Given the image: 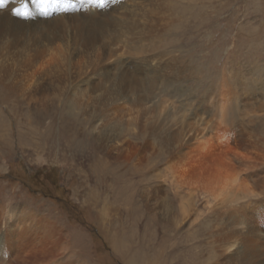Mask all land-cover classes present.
Here are the masks:
<instances>
[{"label": "rangeland", "instance_id": "1", "mask_svg": "<svg viewBox=\"0 0 264 264\" xmlns=\"http://www.w3.org/2000/svg\"><path fill=\"white\" fill-rule=\"evenodd\" d=\"M87 1L0 9V264H264V0Z\"/></svg>", "mask_w": 264, "mask_h": 264}, {"label": "bare ground", "instance_id": "2", "mask_svg": "<svg viewBox=\"0 0 264 264\" xmlns=\"http://www.w3.org/2000/svg\"><path fill=\"white\" fill-rule=\"evenodd\" d=\"M89 1V0H88ZM87 1V2H88ZM87 2H85L84 3V9H83V11H85V10H87V9H89V6H90V3H88L87 4ZM112 2H114V1H112ZM129 3V2H128ZM131 3V2H130ZM112 4V3H111ZM94 6V5H93ZM80 9V8H79ZM121 9V8H120ZM82 10V9H81ZM133 10V9H132ZM51 10H49V14L48 15H43V16H45V17H48L49 18V20H47L46 18L45 19H42L41 21H35V22H32V23H30V24H28V25H32V26H35L36 28H37V30H40V29H38V27L40 26V25H42V24H49V26H51V25H53V26H66L67 27V22L65 21V20H67V18L66 17H64V16H59V15H61V14H59L58 16L55 14V13H53V14H51L52 12H50ZM110 11H112V10H110ZM142 11V10H141ZM63 12V11H62ZM76 12V11H75ZM74 12V13H75ZM89 12V11H88ZM67 13V12H66ZM68 13H69V11H68ZM78 13V12H77ZM84 14V13H83ZM11 15V14H10ZM76 15L77 14H74V16L76 17ZM86 15V14H85ZM89 15V14H88ZM34 16H35V14H34ZM50 16V17H49ZM52 16V17H51ZM107 16H109V14L107 15ZM83 17V16H82ZM89 17V16H88ZM92 17V16H91ZM14 19V18H13ZM35 19V18H34ZM75 19V18H74ZM104 19V18H103ZM27 20V19H26ZM77 20V19H76ZM105 20V19H104ZM138 20V19H137ZM28 21H29V19H28ZM82 21H84V19L82 20ZM2 22V21H1ZM8 22H14V23H19V24H22V26H20V27H23V28H27V26L25 25L26 23L25 22H19V20H15L14 19V21H12L11 19L8 21ZM72 22V21H71ZM13 23V24H14ZM96 23V22H95ZM95 23H89L88 25H90L89 26V37H91L92 39H100V38H102V34H103V31L102 30H100V29H98V27H97V25L95 24ZM87 23H85V22H83V24H80V21L78 22H75V26L76 27H78L77 29H81L82 27L81 26H85ZM46 25H44V26H46ZM69 25H71V23H69ZM94 25V26H93ZM99 25V24H98ZM14 27H16V26H14ZM13 27V28H14ZM48 27V26H47ZM47 27H44V28H46V30L48 29ZM111 27V26H110ZM40 28V27H39ZM15 29V28H14ZM41 29H42V27H41ZM50 29V28H49ZM52 29V28H51ZM51 29L49 30V31H51ZM26 30H28V28L26 29ZM35 30V29H34ZM112 30V29H111ZM44 31V30H43ZM48 31V30H47ZM48 31V32H49ZM28 32H30V31H28ZM34 32H36V31H34ZM52 32V31H51ZM8 33V32H7ZM45 34L44 35H46V32H44ZM38 34H42V33H38ZM38 34H35V35H38ZM28 35V34H27ZM30 35H31V33H30ZM43 35V34H42ZM42 35H40V36H42ZM43 35V36H44ZM47 35H48V33H47ZM105 35H107V34H105ZM49 36V35H48ZM45 37H47V36H45ZM39 38H42V37H39ZM46 38H43V40H45ZM37 40V39H36ZM52 40V39H51ZM91 40V39H90ZM103 41V40H102ZM40 42H43L42 40H40ZM48 42V41H47ZM51 42V41H50ZM24 43V42H23ZM45 44V43H44ZM37 45V44H36ZM3 64V63H2ZM11 70V69H10ZM5 73V72H4ZM4 78V77H3ZM130 92V91H129ZM161 102V101H160ZM223 104V103H222ZM114 112V114H115V110L113 111ZM188 126L189 125H187V128H188ZM191 128V127H190ZM194 128V127H193ZM193 128H192V130H193ZM189 130V129H188ZM185 131V130H184ZM190 131V130H189ZM188 131V132H189ZM186 132V131H185ZM178 134V133H177ZM185 134V133H184ZM197 135V134H196ZM198 135H200V134H198ZM222 136V135H221ZM225 136V135H224ZM191 137V136H190ZM198 137V136H197ZM179 138V137H178ZM205 138V139H204ZM203 138V135L202 136H199L198 138H195L194 140V142H195V144L197 143V145H200V144H204V145H207L208 144V142H210V138L209 137H204ZM180 139H181V136H180ZM187 139V140H186ZM203 139V140H202ZM183 140L184 141H190V140H192V139H190V138H188L186 135L183 137ZM176 142V141H175ZM180 142V141H179ZM179 142H177L178 144H179ZM183 143V142H182ZM219 144V143H218ZM176 166H177V164H176ZM222 166L221 165H219L218 167H217V169H219V172H216L214 175H216V177H212L210 180H211V182H209V187L211 188V191H213V192H215V191H217V192H225V190L227 189V191L229 190V191H232V192H234L235 190H237V188L239 189H242V190H244V189H247L248 190V184L246 183V182H240L239 180H237V181H239V184H233L231 187H229L228 186V181H229V179H230V176H232L233 175V171L232 170H227L228 169V167H227V169H225L224 167L223 168H221ZM233 169V168H232ZM236 169V168H235ZM225 170H227V171H225ZM225 171V172H224ZM226 173V174H225ZM239 174V173H238ZM195 179V178H194ZM193 178L191 179L192 181H194V182H196V180H194ZM233 180V179H232ZM206 181H207V179H206ZM198 182V181H197ZM235 182V181H234ZM208 183V182H207ZM245 185V186H244ZM197 186V185H196ZM239 189V190H240ZM160 192V191H159ZM229 193V192H228ZM254 234V233H253ZM257 234V233H256ZM259 235V234H258Z\"/></svg>", "mask_w": 264, "mask_h": 264}, {"label": "snow or ice", "instance_id": "3", "mask_svg": "<svg viewBox=\"0 0 264 264\" xmlns=\"http://www.w3.org/2000/svg\"><path fill=\"white\" fill-rule=\"evenodd\" d=\"M95 3L96 0H91ZM105 0H99V6H103ZM12 5L11 12L24 19L31 18L34 14L48 15L50 9L67 11L75 7L73 0H0V9Z\"/></svg>", "mask_w": 264, "mask_h": 264}]
</instances>
